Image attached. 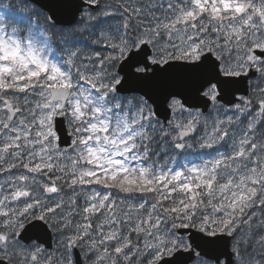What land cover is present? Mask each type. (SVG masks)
<instances>
[{"label":"snow or ice","instance_id":"1","mask_svg":"<svg viewBox=\"0 0 264 264\" xmlns=\"http://www.w3.org/2000/svg\"><path fill=\"white\" fill-rule=\"evenodd\" d=\"M0 264H264V0H0Z\"/></svg>","mask_w":264,"mask_h":264}]
</instances>
